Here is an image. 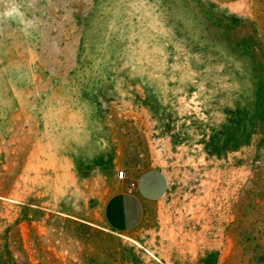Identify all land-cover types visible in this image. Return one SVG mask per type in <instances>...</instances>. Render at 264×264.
I'll use <instances>...</instances> for the list:
<instances>
[{
	"label": "rangeland",
	"instance_id": "374dc122",
	"mask_svg": "<svg viewBox=\"0 0 264 264\" xmlns=\"http://www.w3.org/2000/svg\"><path fill=\"white\" fill-rule=\"evenodd\" d=\"M0 264H264V0H0Z\"/></svg>",
	"mask_w": 264,
	"mask_h": 264
},
{
	"label": "crops",
	"instance_id": "0c3cea01",
	"mask_svg": "<svg viewBox=\"0 0 264 264\" xmlns=\"http://www.w3.org/2000/svg\"><path fill=\"white\" fill-rule=\"evenodd\" d=\"M124 175L110 177V192L102 203L101 224L113 232L136 229L148 208L167 191L168 180L157 166H124Z\"/></svg>",
	"mask_w": 264,
	"mask_h": 264
},
{
	"label": "built area",
	"instance_id": "2783aa9c",
	"mask_svg": "<svg viewBox=\"0 0 264 264\" xmlns=\"http://www.w3.org/2000/svg\"><path fill=\"white\" fill-rule=\"evenodd\" d=\"M116 175L117 177L121 178L124 175V170L123 169L118 170Z\"/></svg>",
	"mask_w": 264,
	"mask_h": 264
}]
</instances>
